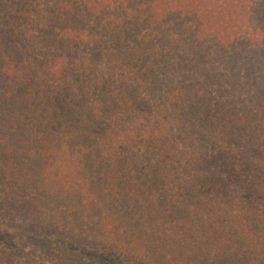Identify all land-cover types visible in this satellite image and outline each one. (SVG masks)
Instances as JSON below:
<instances>
[{"label": "trees", "instance_id": "16d2710c", "mask_svg": "<svg viewBox=\"0 0 264 264\" xmlns=\"http://www.w3.org/2000/svg\"><path fill=\"white\" fill-rule=\"evenodd\" d=\"M0 264H264V0H0Z\"/></svg>", "mask_w": 264, "mask_h": 264}, {"label": "rangeland", "instance_id": "374dc122", "mask_svg": "<svg viewBox=\"0 0 264 264\" xmlns=\"http://www.w3.org/2000/svg\"><path fill=\"white\" fill-rule=\"evenodd\" d=\"M34 238L29 220H17L10 225L0 220V247L12 243L29 248L33 245ZM99 257L103 264H131L114 253H102Z\"/></svg>", "mask_w": 264, "mask_h": 264}]
</instances>
